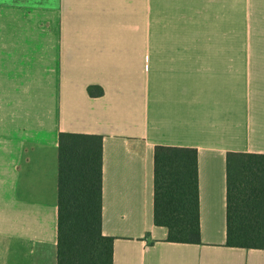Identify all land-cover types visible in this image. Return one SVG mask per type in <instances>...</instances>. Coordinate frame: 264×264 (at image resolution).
I'll use <instances>...</instances> for the list:
<instances>
[{
  "label": "crops",
  "instance_id": "1",
  "mask_svg": "<svg viewBox=\"0 0 264 264\" xmlns=\"http://www.w3.org/2000/svg\"><path fill=\"white\" fill-rule=\"evenodd\" d=\"M61 132L102 136L112 264H264L225 245L226 154H264V0H0V264H57ZM157 145L197 151L200 243L153 223Z\"/></svg>",
  "mask_w": 264,
  "mask_h": 264
},
{
  "label": "trees",
  "instance_id": "2",
  "mask_svg": "<svg viewBox=\"0 0 264 264\" xmlns=\"http://www.w3.org/2000/svg\"><path fill=\"white\" fill-rule=\"evenodd\" d=\"M97 88H87L89 95ZM225 245L264 249V154H226ZM57 264H112L114 237L101 232L102 136L58 135ZM153 223L165 241L200 243L197 151L153 149Z\"/></svg>",
  "mask_w": 264,
  "mask_h": 264
}]
</instances>
